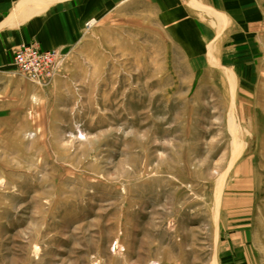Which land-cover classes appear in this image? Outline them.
Masks as SVG:
<instances>
[{
  "label": "rangeland",
  "instance_id": "374dc122",
  "mask_svg": "<svg viewBox=\"0 0 264 264\" xmlns=\"http://www.w3.org/2000/svg\"><path fill=\"white\" fill-rule=\"evenodd\" d=\"M94 20L0 83V264H264V41L185 56L148 0Z\"/></svg>",
  "mask_w": 264,
  "mask_h": 264
},
{
  "label": "crops",
  "instance_id": "0c3cea01",
  "mask_svg": "<svg viewBox=\"0 0 264 264\" xmlns=\"http://www.w3.org/2000/svg\"><path fill=\"white\" fill-rule=\"evenodd\" d=\"M128 1L0 0V83L16 74L13 52L19 44L35 42L42 49L67 52L81 38L86 21L108 16ZM148 1L155 23L169 33L171 44L185 56L208 55V49L215 48L209 46L212 41L254 47L264 41V0ZM16 98V83L0 88V120Z\"/></svg>",
  "mask_w": 264,
  "mask_h": 264
},
{
  "label": "built area",
  "instance_id": "2783aa9c",
  "mask_svg": "<svg viewBox=\"0 0 264 264\" xmlns=\"http://www.w3.org/2000/svg\"><path fill=\"white\" fill-rule=\"evenodd\" d=\"M95 22H85L90 26ZM62 53L56 49H42L35 42L21 43L13 52V65L18 73L34 83L43 84L57 70Z\"/></svg>",
  "mask_w": 264,
  "mask_h": 264
}]
</instances>
